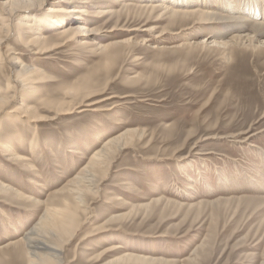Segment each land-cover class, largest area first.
<instances>
[{
	"label": "rangeland",
	"instance_id": "374dc122",
	"mask_svg": "<svg viewBox=\"0 0 264 264\" xmlns=\"http://www.w3.org/2000/svg\"><path fill=\"white\" fill-rule=\"evenodd\" d=\"M143 1L149 2L92 1L86 15L65 23L83 27L84 44L68 42L36 55L16 25L27 17L41 20L58 0L10 17V1L0 0V8H6L5 15L0 11V33L10 24L0 50V94L10 95L9 108L0 114V183L45 201L105 140L129 129L143 131L140 140L115 153L97 193L86 196L81 225L64 247L62 264H105L124 254L163 258L168 264H264V48L195 47L203 39L229 41L239 34L225 31L223 26L231 24L222 20L196 25L194 19L121 11L120 3ZM150 1L179 10L238 11L249 18L242 33L255 20L264 22V0ZM107 9L118 13L93 16ZM45 25L44 37L57 42L58 31ZM112 42L121 43L104 54L98 50ZM109 53L113 57L107 61ZM9 56L46 76L35 84L36 98L19 89ZM83 76L102 90L90 101H104L37 123L8 120L17 116L8 111L22 102L38 109L40 97L68 100L63 89ZM114 104L111 110H91ZM37 112L53 115L43 108ZM7 149L24 162L5 159ZM38 213L14 196L0 195V248L19 240ZM99 225L101 231L93 230ZM11 251H0V264H24Z\"/></svg>",
	"mask_w": 264,
	"mask_h": 264
},
{
	"label": "bare ground",
	"instance_id": "6f19581e",
	"mask_svg": "<svg viewBox=\"0 0 264 264\" xmlns=\"http://www.w3.org/2000/svg\"><path fill=\"white\" fill-rule=\"evenodd\" d=\"M9 1L10 2L7 4L8 6H6L7 7L6 15L8 17H10L13 12L16 11L17 13L22 12V10H25V8H28L29 10H33V7L35 6L36 8L40 9L39 7H42L41 5H43V3L46 0H9ZM92 1L94 0H58V2H56V5L47 8L46 12H44L43 14V18L39 17L42 18L41 20L35 19L33 17L32 18L27 17L26 19L21 20V22L16 25V31L18 33L23 31L25 34L28 35L26 39V44L33 48L34 54L36 55H44L47 54L48 52H52L58 48L65 46L68 42H74V43L76 42L78 45L79 44L82 45L84 43H80L82 41L80 36H81V31L84 30L82 29L83 27L82 26L66 27L65 23L72 21L71 19L77 20L79 18V17L77 18V16L79 15H86L88 12L86 7ZM112 1L118 3V1L120 0H112ZM120 4L122 9L121 11L128 9H137L138 11L147 13L148 15L159 13L158 14L159 16L164 14L169 18L180 17L183 19H190V20L194 19L196 25H207L214 21L218 22V20L219 21L222 20L221 22L231 24V25L223 26L225 31L230 30V32L239 33L238 35L232 36L231 40L229 41H222L221 39H217L216 41L214 40L209 41L208 39L206 40L203 39L202 42H198L194 44L195 47L198 45L202 47H205L206 45H211L217 48L226 49L231 46L243 45L245 46V48H251V49H256L259 47L264 48V22L263 21L256 22L255 20L253 21L254 23L251 24L250 30L248 32L242 33L241 30L243 29L247 30L246 23L248 21L245 20L249 18H247V16H244L245 14L243 13L239 14L238 11H233L231 14L224 15L221 12L217 13L216 11H212L209 7H205V6H204L205 8L202 10L200 9L179 10L176 9L175 7H172L171 5L162 6V4L160 3L156 4L154 2H151L150 0L149 2L143 1V3H140L139 5H135V6L125 3H120ZM5 9H6L5 7L0 8V11L4 15L5 13L3 11H5ZM117 13L118 12L107 9L104 12L103 11L97 12L93 16L100 18L106 15L108 16L115 15ZM45 23L47 30L56 31V32L58 31L54 35L58 40L57 42L56 40L54 42H49V40H47L42 34L44 31L43 32L41 31V26ZM9 28H10V24L6 22V24L3 25V30H5V34L0 33V50L2 43L7 38L6 34L9 31ZM151 28H149L148 30L150 31ZM113 30L114 29L107 32L112 33ZM90 34H92V32H90ZM148 41L149 40H145V42ZM120 43L121 42L119 43L112 42L110 44L99 45L98 50L101 53H103L106 52L109 48L112 47L114 48L118 44L120 45ZM194 45L192 46L191 44L189 46L194 47ZM105 55L107 57V61L113 57L111 56L112 53ZM1 57L2 56L0 55V63H1ZM8 63L12 67H14L13 77L15 81L19 83L20 86L19 89H21V91H23L26 94V96L31 98L32 97L36 98L35 94L38 90L35 87V84L42 82L46 76H44L43 73L41 74V72L36 70L35 68L25 67L15 56H9ZM94 82L95 81L91 77L83 76L77 81H75L71 87H65L63 89L65 96L64 98L67 97L68 100L62 99L60 101L56 100L57 102H52L49 99L42 100L43 98L41 99L40 97L39 108H43L49 112H52L53 113V115H51L52 118L50 117L46 118L47 117L46 115L45 116L40 115L37 112L39 108L37 109L35 106L26 105L24 102H22L20 106L13 108V110L11 111H8L10 114L17 113L16 114L17 116H12L8 120L15 121V119L19 117H24L27 119L29 123H37L39 122V120H45V119L50 120L55 117H59L63 114L64 115L71 114L72 112L75 111V109H78L80 106L94 107L98 103L104 101V100L90 101L91 98L94 97L96 98V96L100 95L102 92V90L99 89V85H97ZM8 99H10V95L9 97H6L0 94V114L3 112V110L9 108ZM116 106L118 105L114 104L112 107L108 109L93 108L91 110L94 112H100L103 110L107 111L115 108ZM84 110L86 109H81L79 110V112ZM143 135H144L143 131L129 129L124 131L120 135L118 134V136H114L110 139L107 138L108 140H105V142L102 143L100 148L97 149L93 153V155H90L91 157L87 160L86 164L80 169L78 174L74 178L69 180L62 188L53 191L52 194L49 195L45 201H41L36 198L27 197L22 192L15 190L11 186L0 183V195L14 196V198H16L18 203L26 205L28 210L39 212L37 218L38 221L19 240L4 245L3 247L0 248V251L11 248L12 257L13 258L15 257L17 259H22L24 261V264H62V252L65 250L64 247L73 239V237L76 234V231L79 229V226L81 225L80 213L84 212V203L86 196L94 195L97 193L99 182L105 179V176L107 175L109 166L111 164V161L115 153L119 150L124 149L128 145H131L134 140H140L143 137ZM7 151L8 153L5 155L6 157L5 159H7L9 162L13 164L18 162H24V158H22L17 153L11 152V150L8 149ZM114 219L115 217L110 218L109 220L112 221ZM103 225H99L97 226V228L93 230L101 231L104 228ZM86 239L87 237L85 236L84 238L81 239V241H85ZM203 244L199 245L198 248L200 249L203 248ZM114 249L112 248L110 250H114ZM110 250L108 249V251ZM196 250L197 248L193 250L192 252L193 255H195ZM2 256L7 257L8 254L3 252ZM100 256H102V254ZM195 260H196L195 257L190 259V261L192 262H194ZM168 263L169 262L163 258L162 259L152 258L151 256L146 257L140 254L139 255L124 254L116 258L115 260L109 261L108 263L105 264H168Z\"/></svg>",
	"mask_w": 264,
	"mask_h": 264
}]
</instances>
